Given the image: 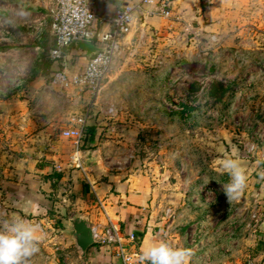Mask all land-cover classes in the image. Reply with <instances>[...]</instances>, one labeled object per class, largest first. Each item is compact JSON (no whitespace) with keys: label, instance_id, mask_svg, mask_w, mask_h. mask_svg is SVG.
<instances>
[{"label":"crops","instance_id":"0c3cea01","mask_svg":"<svg viewBox=\"0 0 264 264\" xmlns=\"http://www.w3.org/2000/svg\"><path fill=\"white\" fill-rule=\"evenodd\" d=\"M7 1L13 4L16 0H0V69L6 61L18 62V50L24 45L22 41L4 37L8 27L4 22ZM137 1L88 0V3L108 17L124 3ZM167 1L171 7L169 18L150 13L149 7L138 14V18H143L137 28L140 33L148 25L156 29L166 23L183 26L193 18L197 20V16L204 19L205 29L215 31L232 25L230 18L234 15H264V0ZM28 5L54 11V0H29ZM35 28L39 34L30 45L35 52L31 68L16 74L8 90L3 87L4 72L0 71V189L10 195L1 201L5 211L0 215V228L5 222L22 219L38 225L42 236L39 252L26 258L23 264H121L114 244L95 241L82 253L68 231L69 219L76 215L86 218L96 234L101 233L108 218L118 228L122 245L134 254L135 264H151L140 259L142 249L161 242L190 250L189 264H264V236L261 238L264 228L257 216L259 212L255 213L254 200L259 194L254 196L251 180L246 182L241 197L230 202L224 190V185L230 182L227 172L199 167L196 157L183 150L162 149L152 156L148 152L147 159L136 158L128 170L111 172L102 158L113 154V144L107 138L100 139V135L104 131L105 137L114 133L111 131H115V123L108 121L105 110L106 106L117 110L116 106L100 100L104 86L102 96L94 98L84 93L79 99L71 90L51 86L55 71L64 68L70 74L81 72L87 56L71 46L61 60L53 61L48 54L53 47L50 23L45 21ZM98 28L105 31L108 26L98 24ZM128 36L121 41L122 48L131 46ZM232 39L236 47L258 49L254 37L250 40L243 34L236 39L227 37L225 44L230 45ZM87 108L86 128L78 146L82 159L79 169L69 161L76 149L74 141L63 138L61 131L70 125L72 114L80 115ZM136 109L150 110L144 102L137 104ZM124 110L133 108L125 106ZM87 130L93 131L92 139ZM130 133L121 144L124 152L128 144L133 148L136 139ZM171 140L175 142L173 136ZM53 199L59 201L54 203ZM54 204L66 207L68 216H53ZM168 208H172L171 216L165 213ZM129 233L136 235L135 242L125 238Z\"/></svg>","mask_w":264,"mask_h":264},{"label":"rangeland","instance_id":"374dc122","mask_svg":"<svg viewBox=\"0 0 264 264\" xmlns=\"http://www.w3.org/2000/svg\"><path fill=\"white\" fill-rule=\"evenodd\" d=\"M7 3H4L8 8L4 11V22L8 27L5 28L4 37L11 41H22L24 45L18 50V62L10 64L6 61L0 69L4 72L3 87L6 90L12 87L13 78L18 76L16 74H23L32 66L30 61L35 52L30 49V45L39 34L35 25L40 26L45 21L51 23L52 17L46 7L28 5L29 0ZM197 17V20L193 18L179 27L166 23L156 29L148 25L149 28L142 34L137 28L143 18L137 15L128 34L131 46L122 48L109 73L118 75L107 77L103 84V97L100 100L105 105L111 102L118 111L113 106H106L105 117L115 123V131H111L114 133L109 137L103 136L105 131L100 135V139L107 138L113 144V154L102 159L111 172L128 170L136 158L144 161L148 152L152 156L162 149L168 152H190L196 157L199 167L221 169L223 172H227L223 168L225 159L236 160L247 177L246 182L251 180L255 188L254 196L259 194L254 197L257 203L255 213L259 212L257 216L262 223L264 15H234L230 18L232 25L219 27L215 31L205 29L204 19ZM192 22H196V25ZM241 34L247 39L254 37L258 49L236 47L234 39L230 45L225 44L227 37L236 39ZM212 84L221 87L212 88ZM141 102L148 103L150 110H137L136 106ZM125 106L133 110L125 111ZM109 108L116 112L115 116H108ZM129 132V136L136 139L133 148L130 149L128 144L127 152H124L121 144ZM172 136L175 142L171 140ZM247 144L255 145L252 153L247 152ZM127 156L133 158L126 167L116 169L115 162ZM113 160L115 162L112 163ZM7 198H10L8 192L0 189L1 206V201ZM168 209L171 210V216L172 208ZM4 211L1 207L0 215ZM52 215L64 218L68 212L66 207L54 204ZM56 229L60 230V227ZM263 236L261 229V238Z\"/></svg>","mask_w":264,"mask_h":264},{"label":"built area","instance_id":"2783aa9c","mask_svg":"<svg viewBox=\"0 0 264 264\" xmlns=\"http://www.w3.org/2000/svg\"><path fill=\"white\" fill-rule=\"evenodd\" d=\"M146 7L151 8L150 13H156L164 18L171 16V7L167 0H139L137 2L124 3L113 15L105 17L88 3V0H54V11L51 17L50 31L53 36V47L49 56L53 61L63 58L64 52L77 43H87L96 48V51L87 56L84 70L70 74L66 70H58L53 73L50 85L62 90H71L81 98V94L89 93L94 98L98 97L104 81L112 70L114 60L122 51L121 41L130 34L137 15ZM80 19L77 20L76 17ZM98 24H106L107 30L98 28ZM84 53V52H83ZM94 104V103H93ZM108 116H115L112 108L107 111ZM89 109L82 114H72L69 126L61 131V136L73 140L76 149L70 156V165L75 168H82V159L78 149L86 128ZM246 150L252 153L254 144H247ZM133 156L115 162V167L122 170L130 162ZM0 204V210H1ZM166 214L171 213L166 209ZM93 231L94 242L98 241L103 245L114 244L117 249V256L121 264H135L133 256L122 245V237L118 228L107 218L101 233ZM131 243L136 241V235L129 233L126 237Z\"/></svg>","mask_w":264,"mask_h":264},{"label":"clouds","instance_id":"9594fccd","mask_svg":"<svg viewBox=\"0 0 264 264\" xmlns=\"http://www.w3.org/2000/svg\"><path fill=\"white\" fill-rule=\"evenodd\" d=\"M223 168L230 176V182L224 185V190L231 202L243 194L247 177L236 160L225 159ZM41 240L38 225L22 219L5 222L0 228V264H23L26 258L39 252L38 244ZM189 257L190 250L172 248L161 242L142 249L140 259L150 261L151 264H189Z\"/></svg>","mask_w":264,"mask_h":264},{"label":"water","instance_id":"95a60500","mask_svg":"<svg viewBox=\"0 0 264 264\" xmlns=\"http://www.w3.org/2000/svg\"><path fill=\"white\" fill-rule=\"evenodd\" d=\"M75 47L84 52L86 56H90L96 51L92 45L87 43H77ZM262 226L264 228V218L262 220ZM69 235L77 247L85 253L86 249L94 243L93 231L88 225L86 218L81 216H73L69 219Z\"/></svg>","mask_w":264,"mask_h":264},{"label":"trees","instance_id":"16d2710c","mask_svg":"<svg viewBox=\"0 0 264 264\" xmlns=\"http://www.w3.org/2000/svg\"><path fill=\"white\" fill-rule=\"evenodd\" d=\"M221 87L219 84H212V88H218ZM87 136L89 137V139H92L93 138V131L92 130H87Z\"/></svg>","mask_w":264,"mask_h":264}]
</instances>
